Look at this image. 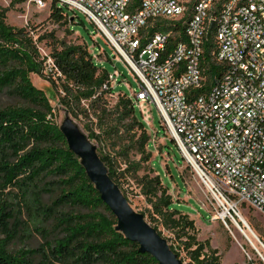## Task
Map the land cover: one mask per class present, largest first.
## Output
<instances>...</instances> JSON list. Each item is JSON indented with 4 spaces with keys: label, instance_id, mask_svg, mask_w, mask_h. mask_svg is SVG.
Returning a JSON list of instances; mask_svg holds the SVG:
<instances>
[{
    "label": "trees",
    "instance_id": "16d2710c",
    "mask_svg": "<svg viewBox=\"0 0 264 264\" xmlns=\"http://www.w3.org/2000/svg\"><path fill=\"white\" fill-rule=\"evenodd\" d=\"M28 1L12 0L11 7ZM225 1L210 12L212 18ZM194 3L180 20H151L141 31L143 44L157 33H170L166 53L171 54L187 39ZM140 6L141 0H130L129 12ZM50 9V21L58 26L72 19L71 12L75 15L55 2ZM8 11L0 8V95L14 98L16 104L0 106V264H158L116 230L115 216L70 150L50 97L34 85L32 74L50 84L72 119L86 121L88 137L100 146V158L127 198L124 186L129 179L135 181L149 205L141 213L162 236L159 228L174 236L178 246L170 247L178 257L183 261L185 253L188 264H222L211 242L199 240L191 216L174 208L169 187L149 167V130L130 96L104 89L110 72L96 61L88 45L69 43L54 30L35 38L27 27L8 25ZM76 18L75 25H85ZM72 32L73 27L68 30ZM43 43L50 50L46 56L39 48ZM218 49L211 32L201 60L203 84L191 90V99L207 94L227 72V66L216 59ZM115 95L118 100L111 105L108 97ZM23 234L36 235L41 242L37 247L14 248Z\"/></svg>",
    "mask_w": 264,
    "mask_h": 264
},
{
    "label": "built area",
    "instance_id": "2783aa9c",
    "mask_svg": "<svg viewBox=\"0 0 264 264\" xmlns=\"http://www.w3.org/2000/svg\"><path fill=\"white\" fill-rule=\"evenodd\" d=\"M33 1L82 12L137 79L140 89L130 98L143 122L151 124L147 105H155L183 158L234 221L243 204L264 215V0H226L216 18L210 12L221 0H195L187 39L171 54L170 33L143 44L141 31L154 19L180 20L193 0H141L133 13L130 0ZM211 32L216 59L228 69L211 91L191 99L203 84ZM119 77L110 73L104 89L115 90Z\"/></svg>",
    "mask_w": 264,
    "mask_h": 264
},
{
    "label": "rangeland",
    "instance_id": "374dc122",
    "mask_svg": "<svg viewBox=\"0 0 264 264\" xmlns=\"http://www.w3.org/2000/svg\"><path fill=\"white\" fill-rule=\"evenodd\" d=\"M185 1L187 2L189 0ZM11 4L12 0H0V8L9 9L6 20L8 25L17 28L27 27L34 31L35 38L45 32L54 30L60 39H65L69 43L87 44L89 51L94 54L96 61L101 66L106 68L110 73H120L115 89L116 94L122 93L131 97L134 92L139 91V83L128 66L116 55L113 48L99 34L96 27L82 12L76 11L75 15L71 12L72 19L68 20V23L64 26H58L56 23L50 21V2H48L47 7L44 9L39 8L33 0L14 7H11ZM77 16L84 20L85 25H75L74 21L78 20L76 18ZM72 27L75 32L68 33V30L72 29ZM39 48L44 56L50 53L49 48L44 43L39 44ZM31 79L36 87L44 90L50 97L51 104L58 114L57 121L59 125H62L66 118H72L60 105L58 95L52 91L47 81L34 74L31 75ZM108 99L111 105H114L118 100L116 95L109 96ZM14 104H16L14 98L5 94L0 95L1 107ZM147 107L151 111L152 119L151 124L145 123L152 136L150 144L152 160L149 167L154 168L156 174L160 175L164 184L169 187L170 194L174 200V208L184 211L191 216L199 230V240H209L211 242L212 248L219 252L222 264H246L249 261H262V258L249 244L232 217L226 213L224 207L220 205L212 193L201 184L196 173L183 158L175 142L162 125L161 116L155 105H147ZM136 112L143 120L138 107L136 108ZM73 120L88 136L89 133L85 129L86 121L75 120L74 118ZM91 141L99 150L100 146L97 142L94 140ZM124 189L134 209L141 212L149 208L145 198L139 195L140 189L133 179H129ZM238 213L248 223L260 240L262 241L263 239L264 243V215L247 204H243ZM231 214L234 217V214ZM252 225L258 228L262 238L253 229ZM159 229L170 245L175 244L178 246L174 236L169 231L163 228ZM40 242L39 237L36 235L27 238L23 234L16 245H14V248H20L24 244L29 247H37ZM258 250L264 257V251L261 246L258 247ZM181 257L185 264L190 262L185 253H182Z\"/></svg>",
    "mask_w": 264,
    "mask_h": 264
},
{
    "label": "water",
    "instance_id": "95a60500",
    "mask_svg": "<svg viewBox=\"0 0 264 264\" xmlns=\"http://www.w3.org/2000/svg\"><path fill=\"white\" fill-rule=\"evenodd\" d=\"M215 22H212L210 31ZM40 89V88H39ZM42 90V89H41ZM60 130L65 136L70 150L79 158L89 179L100 193L103 202L117 220L116 230L125 238L139 245L141 254H150L158 264H185L171 249L168 240L154 228L145 216L134 209L119 186L111 179L109 171L99 156L98 149L91 139L80 129L71 117L65 119ZM241 231L247 229L258 240L264 250V243L243 219L234 221ZM264 263V257L254 247Z\"/></svg>",
    "mask_w": 264,
    "mask_h": 264
},
{
    "label": "bare ground",
    "instance_id": "6f19581e",
    "mask_svg": "<svg viewBox=\"0 0 264 264\" xmlns=\"http://www.w3.org/2000/svg\"><path fill=\"white\" fill-rule=\"evenodd\" d=\"M241 219H243V218L241 217ZM243 230L244 231H242V233H243L244 237L247 239V241L249 242V244L252 246V248L256 247L258 249V247L256 246L257 245L256 243H258L257 238L247 229L244 228Z\"/></svg>",
    "mask_w": 264,
    "mask_h": 264
}]
</instances>
